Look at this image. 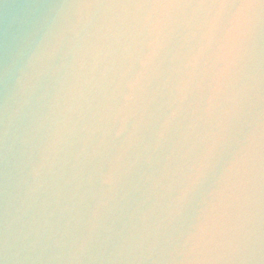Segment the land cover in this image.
I'll use <instances>...</instances> for the list:
<instances>
[{
	"label": "water",
	"instance_id": "1",
	"mask_svg": "<svg viewBox=\"0 0 264 264\" xmlns=\"http://www.w3.org/2000/svg\"><path fill=\"white\" fill-rule=\"evenodd\" d=\"M0 0V264H264V4Z\"/></svg>",
	"mask_w": 264,
	"mask_h": 264
},
{
	"label": "snow or ice",
	"instance_id": "2",
	"mask_svg": "<svg viewBox=\"0 0 264 264\" xmlns=\"http://www.w3.org/2000/svg\"><path fill=\"white\" fill-rule=\"evenodd\" d=\"M180 0H167V5H178ZM201 3H204L205 0H200ZM261 4H264V0H260ZM242 4H247L249 6L254 5L253 0H242ZM211 6L224 8L230 6L228 0H211Z\"/></svg>",
	"mask_w": 264,
	"mask_h": 264
}]
</instances>
